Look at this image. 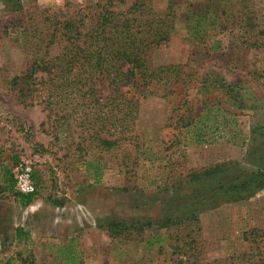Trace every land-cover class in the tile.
Wrapping results in <instances>:
<instances>
[{
	"label": "rangeland",
	"instance_id": "1",
	"mask_svg": "<svg viewBox=\"0 0 264 264\" xmlns=\"http://www.w3.org/2000/svg\"><path fill=\"white\" fill-rule=\"evenodd\" d=\"M97 1L0 0V169L30 159L38 189L23 206L1 184L0 264H264V187L244 199L222 189L264 170V0H145L169 38L147 63L177 66L185 87L143 99L137 138L109 150L88 140L72 98L49 121L41 96L15 85L61 50L56 24L97 14ZM208 106L221 124L198 143L183 119Z\"/></svg>",
	"mask_w": 264,
	"mask_h": 264
},
{
	"label": "trees",
	"instance_id": "2",
	"mask_svg": "<svg viewBox=\"0 0 264 264\" xmlns=\"http://www.w3.org/2000/svg\"><path fill=\"white\" fill-rule=\"evenodd\" d=\"M117 2L124 3L125 0H98L97 14H87L85 8L75 17L58 22L50 45L58 44L62 46L61 50L33 67L31 73L15 78V85L25 82L26 88L21 87L18 91L21 97L34 91L41 96L39 105H44L49 121L52 117L57 118L72 98L83 109L80 126L87 127L88 140L104 150L130 144L137 138L135 123L143 99H166L175 93L174 87L178 84L185 87L176 73L177 66L154 68L147 63L145 50L152 45L159 46L169 38L160 20L145 18V0H133L126 11H118ZM123 65H129L130 69L123 71ZM101 85L111 87L110 96L102 97ZM62 104L64 107L60 108ZM228 120L225 117L223 122ZM183 121H187L184 124L187 132H198V143L204 142L200 131L218 128L221 124L214 115V108L209 106L203 115H191ZM88 166L93 168L96 182L100 183L103 168L95 162H89ZM262 176L264 170L261 169L238 186L222 189L228 193L235 190L242 194L239 199H244L264 187ZM199 178L194 176L196 180ZM16 195L23 206H29L34 198ZM16 237L22 241L29 238V233L17 228ZM2 264L13 262L9 259Z\"/></svg>",
	"mask_w": 264,
	"mask_h": 264
},
{
	"label": "built area",
	"instance_id": "3",
	"mask_svg": "<svg viewBox=\"0 0 264 264\" xmlns=\"http://www.w3.org/2000/svg\"><path fill=\"white\" fill-rule=\"evenodd\" d=\"M16 192L23 196L37 194V184L34 179L33 162L27 158H21L14 169Z\"/></svg>",
	"mask_w": 264,
	"mask_h": 264
},
{
	"label": "crops",
	"instance_id": "4",
	"mask_svg": "<svg viewBox=\"0 0 264 264\" xmlns=\"http://www.w3.org/2000/svg\"><path fill=\"white\" fill-rule=\"evenodd\" d=\"M14 170H10L8 169L6 166H2V168L0 169V186L1 184H6L8 186L7 189L8 191H12L15 192L16 188H15V180H14ZM12 181L13 182V186H12ZM0 191L3 192L4 188L0 187Z\"/></svg>",
	"mask_w": 264,
	"mask_h": 264
}]
</instances>
